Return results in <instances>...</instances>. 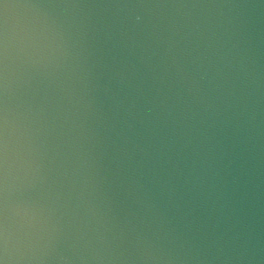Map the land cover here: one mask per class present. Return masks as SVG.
Returning a JSON list of instances; mask_svg holds the SVG:
<instances>
[{
  "label": "clouds",
  "instance_id": "clouds-1",
  "mask_svg": "<svg viewBox=\"0 0 264 264\" xmlns=\"http://www.w3.org/2000/svg\"><path fill=\"white\" fill-rule=\"evenodd\" d=\"M0 264H264V0H0Z\"/></svg>",
  "mask_w": 264,
  "mask_h": 264
}]
</instances>
